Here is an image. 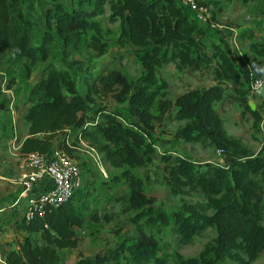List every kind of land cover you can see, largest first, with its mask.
<instances>
[{
	"label": "trees",
	"instance_id": "trees-1",
	"mask_svg": "<svg viewBox=\"0 0 264 264\" xmlns=\"http://www.w3.org/2000/svg\"><path fill=\"white\" fill-rule=\"evenodd\" d=\"M29 4V0H0V75L9 56L22 63L28 74L37 64L51 60L28 90L23 119L29 133L22 141L21 155L60 150L73 158L78 143L86 141L122 171L129 185L128 204L136 211L135 236L124 237L105 254L82 258L77 264H170L157 237L167 228L184 245L210 228L217 233L215 243L198 258L178 255L177 264H255L264 254V156L229 135L215 103L237 100L253 114V128H257L264 123V115L252 110L249 96L251 81L260 74L252 72L247 63L235 64L226 43L215 45L210 52L205 28L175 0H71L70 6L52 0L47 3L41 30H36L28 14ZM108 9L109 21L120 22V43L135 47L141 63L143 75L135 85L121 71L93 77L92 68L83 61L67 60V55L79 52L88 41L89 48L105 54L98 18ZM250 49L255 57H264V43L254 42ZM58 59L64 68L56 65ZM169 63L179 71L214 65L219 81L172 100L168 83L157 75V69ZM78 73L84 75L85 94L78 89ZM242 78L247 88L239 86ZM16 83L0 76V112L9 108L2 98L4 90H12ZM98 97L127 104L131 120L127 122L121 112L99 103ZM168 117L185 122L177 129L176 139L209 143L229 160L226 165H200L185 156L168 157L167 184L172 193L204 197L202 202L184 201L171 211L155 207V200L144 193L142 179L133 172L152 163L154 145L148 140L154 122ZM94 199L90 188L81 184L68 201L45 206L43 216L34 213L27 220L25 213L19 217L16 227L23 237L6 252L4 264H62L59 252L78 247L77 231L86 224Z\"/></svg>",
	"mask_w": 264,
	"mask_h": 264
},
{
	"label": "rangeland",
	"instance_id": "rangeland-1",
	"mask_svg": "<svg viewBox=\"0 0 264 264\" xmlns=\"http://www.w3.org/2000/svg\"><path fill=\"white\" fill-rule=\"evenodd\" d=\"M61 1L70 6L71 0ZM203 1L208 4L209 17L217 24L214 29L207 24H200L206 30V43L209 50H214L215 45L224 47V43H226L229 45L235 64L240 61L243 62V58L247 54H252L250 46L253 42L264 38V0ZM51 2L52 0H29V16L34 17L38 22L42 18L41 12L44 4ZM186 12L188 11L186 10ZM109 15L108 9L105 15L98 18L102 24L101 40L105 44V54L100 55L89 48L88 41L79 52L67 55V60L83 61L92 68L93 77L101 72L121 71L135 85L143 75L141 63L134 54L135 47L120 43V22H110ZM48 62L37 64L34 70L28 74L22 63L17 62L12 56L8 57L7 67L0 76L5 81L15 79L18 80V83L12 90H4L3 93L2 98L7 99L9 108L0 112V147L1 144L4 145V142L6 146L7 143L11 142L14 145L23 139L27 123L22 114L25 111L28 90L34 82L41 78L42 70ZM55 63L59 68H64L59 59ZM243 63L252 66L250 58H247L246 62ZM213 68L214 65H211L205 66L199 71H179L174 63H169L158 68L157 75L161 80L168 83V97L175 100L188 90L208 88L219 81ZM260 76L264 75L260 74ZM77 86L82 94L86 93L87 86L84 84V75L81 73H78ZM249 97H251L249 102L254 104L255 110L263 116L264 89L260 95L253 96L251 94ZM98 102L108 105L112 110L121 112L127 118V122L131 120L127 104H118L111 97L103 99L98 97ZM215 108L222 116L229 135L240 138L255 154L261 152L264 156V151H262L264 123H260L254 129L255 118L253 114L247 111L237 100L226 99L222 103L216 104ZM154 114H158V102L155 103ZM184 124L185 122L172 121L169 117L161 123L154 122V129L151 131L148 140L154 145L153 161L147 167L133 170L134 174L143 181L144 193L155 200V207L159 210L177 209L184 201L191 203L204 201L201 193L185 196H177L172 193L167 184L166 164L169 162L168 157L181 155L200 165L207 162L226 165L229 161L209 143H185L176 139L177 129ZM12 154H10V158L12 156L15 158L12 164L20 167L24 161L23 156L19 150L14 149ZM74 156L73 159L82 168V186L90 188V192L97 199L92 201L91 208L88 210L86 224L77 231L78 247L59 252L62 264H77L82 258H94L97 254H105L110 248L115 247L119 240L124 237H133L137 232V226L133 221L136 211L132 210L128 204L129 185L126 179L122 177V171L108 164L102 155L92 149L86 141L78 143ZM3 170H5L4 163L0 162V171ZM19 190L20 187L17 191ZM17 194L16 192L14 195ZM16 206L20 207V211L0 214L1 253L11 247V244H15L16 240L23 237V232L19 231L17 227L12 228L10 224L14 223L15 226L19 217L28 211V199H23ZM262 224L264 226V219ZM157 237L160 240L162 254L167 256L170 264H177L178 255L186 259L198 258L206 248L215 243L217 233L214 228H210L197 234L192 242L187 245L180 243L177 235L168 228L164 229ZM33 239L34 241L39 240L38 237ZM2 258L1 254L0 261ZM227 263L231 264L232 262L228 261ZM255 264H264V255Z\"/></svg>",
	"mask_w": 264,
	"mask_h": 264
},
{
	"label": "built area",
	"instance_id": "built-area-1",
	"mask_svg": "<svg viewBox=\"0 0 264 264\" xmlns=\"http://www.w3.org/2000/svg\"><path fill=\"white\" fill-rule=\"evenodd\" d=\"M175 1L198 23L207 24L213 29L217 27L216 22L209 17V8L200 4L199 0ZM263 89L264 76L251 81L250 92L253 96L260 95ZM23 158L18 180L20 192L16 203L28 199L27 220H30L34 213L43 216L45 206H58L68 201L75 189L82 184V168L63 151L55 150L51 154L34 152ZM39 187L41 188L38 189Z\"/></svg>",
	"mask_w": 264,
	"mask_h": 264
},
{
	"label": "crops",
	"instance_id": "crops-1",
	"mask_svg": "<svg viewBox=\"0 0 264 264\" xmlns=\"http://www.w3.org/2000/svg\"><path fill=\"white\" fill-rule=\"evenodd\" d=\"M47 7H48V4H44L43 10L41 12V17H43ZM30 18L35 22L36 30H41L44 27L43 18H41L38 22L34 19V17L30 16ZM263 37H264V33H263ZM254 42L264 43V38L260 39V40H256ZM208 50H209V48H208ZM212 51H210V52H212ZM250 51H251V49H250ZM251 53L252 54H247V56H245L243 58L244 59L243 62H246V59L250 58L252 66L250 64H248V65L251 68L252 72H258L259 74L264 75V71H261V69H264V57H255V55L253 54L252 51H251ZM229 55H230V58L232 59V61L235 63L233 57L231 56V50L229 52ZM243 62H241V64ZM239 63H236V64L239 65ZM217 82H215V84ZM17 83H18V80H17ZM239 86L242 87V88H247L248 84H247V82H246V80L244 78L241 79ZM202 88H205V87H202ZM249 98H251V97H249ZM227 100H235V99L230 98V99H227ZM223 101L216 102L215 103V107H216V104L222 103ZM25 111H26V105H25ZM25 111L22 114V117L24 116ZM28 133H29V124L27 123L26 126H25L24 137H23V139L20 142H18V144L15 143L14 145H12V142L11 143H7V146L9 145L8 147L5 145V142H4V145L1 144V147H0L1 161L0 162L4 163V169L5 170L0 171V214L1 213H5V212H11L12 213V212H14L13 209H18L20 211V207L16 206L17 205L16 202H17V199H18V196H19L18 194L20 192V190L17 191V189L19 188L18 180H19V176H20V167L19 166L17 167L16 165L14 166L12 164V162L15 161V158H13L14 156H12L10 158V154L13 155L12 154V150L13 149L14 150H19V152H20L22 141L28 136ZM16 192L18 194L15 196L14 194ZM12 195H14L15 197L14 196L12 197ZM10 226L12 228L16 227V223H15V226H14V223H11ZM8 233H10V232L8 231ZM12 245L13 244H11L10 245L11 247L7 248V250H5L4 252L2 251V253H1L2 249L0 248V256L2 254V257H3L1 259V261H0L1 264L5 263L6 252L12 248Z\"/></svg>",
	"mask_w": 264,
	"mask_h": 264
},
{
	"label": "water",
	"instance_id": "water-1",
	"mask_svg": "<svg viewBox=\"0 0 264 264\" xmlns=\"http://www.w3.org/2000/svg\"><path fill=\"white\" fill-rule=\"evenodd\" d=\"M250 106H251L252 110H255L254 104L250 103Z\"/></svg>",
	"mask_w": 264,
	"mask_h": 264
},
{
	"label": "clouds",
	"instance_id": "clouds-1",
	"mask_svg": "<svg viewBox=\"0 0 264 264\" xmlns=\"http://www.w3.org/2000/svg\"><path fill=\"white\" fill-rule=\"evenodd\" d=\"M261 71H264V69H261Z\"/></svg>",
	"mask_w": 264,
	"mask_h": 264
}]
</instances>
